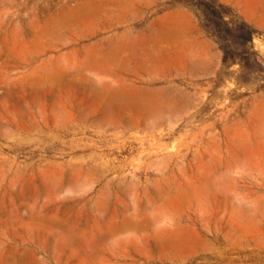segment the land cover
Wrapping results in <instances>:
<instances>
[{
  "label": "rangeland",
  "instance_id": "1",
  "mask_svg": "<svg viewBox=\"0 0 264 264\" xmlns=\"http://www.w3.org/2000/svg\"><path fill=\"white\" fill-rule=\"evenodd\" d=\"M215 1L0 0V264H264V0Z\"/></svg>",
  "mask_w": 264,
  "mask_h": 264
},
{
  "label": "trees",
  "instance_id": "2",
  "mask_svg": "<svg viewBox=\"0 0 264 264\" xmlns=\"http://www.w3.org/2000/svg\"><path fill=\"white\" fill-rule=\"evenodd\" d=\"M201 2L203 7H201L200 9L201 14L197 13V16L201 19V21H203V24L204 22H208V20L210 19L209 13L214 12V18L212 17V19H214L215 27H220L221 24L224 23L222 19L224 14V7L221 4L217 3L215 0H201ZM212 19H210V21H212ZM237 26L243 33H247L248 27L243 22L238 23Z\"/></svg>",
  "mask_w": 264,
  "mask_h": 264
},
{
  "label": "bare ground",
  "instance_id": "3",
  "mask_svg": "<svg viewBox=\"0 0 264 264\" xmlns=\"http://www.w3.org/2000/svg\"><path fill=\"white\" fill-rule=\"evenodd\" d=\"M90 1V0H89ZM82 2V1H81ZM109 6V5H108ZM131 6L132 5H130V8H131ZM106 7V6H105ZM120 7V6H119ZM88 8H90V5H79V6H77L74 10H71V11H68L70 14H74V13H80L82 10L83 11H86ZM117 9H118V7H117ZM60 10V9H59ZM102 12V11H101ZM173 15V14H172ZM93 18H96V20L97 19H101L102 18V16H95V15H93L92 16ZM159 17V16H158ZM161 17V16H160ZM166 18H167V16H166ZM165 19V18H164ZM167 21H168V19H166ZM170 20V19H169ZM53 21H54V19H53ZM86 21V20H85ZM181 21V20H180ZM165 22V21H164ZM88 23V22H87ZM183 23V22H182ZM89 24V23H88ZM91 24V23H90ZM81 25H83L82 23H81ZM86 25V24H85ZM43 25H41V27H42ZM88 26V25H87ZM40 27V28H41ZM155 27V26H154ZM89 28V27H88ZM92 28V27H91ZM105 28V26H102V27H100L98 30H101V29H104ZM44 30H45V28H43ZM42 30V29H41ZM72 31V30H71ZM36 32V31H35ZM140 32V31H139ZM139 32H138V34H139ZM141 33V32H140ZM143 33H145V32H143ZM34 35H35V33H33ZM142 34V33H141ZM36 35H38V34H36ZM45 35V34H44ZM137 35V34H136ZM75 36V35H74ZM136 37V36H135ZM94 38V37H93ZM39 39H40V37H39ZM41 40V39H40ZM133 40H134V38H133ZM35 41V40H34ZM139 41V40H138ZM121 47H124V45H120L119 46V48L120 49H123V48H121ZM90 55H92V54H90ZM147 55V54H146ZM149 55V54H148ZM148 57V56H147ZM93 59H95L94 57H93ZM160 59V58H159ZM96 60V59H95ZM134 60V59H133ZM154 60V59H153ZM132 61V60H131ZM83 62H85V61H83ZM96 62H97V60H96ZM153 62V61H152ZM156 62V61H155ZM157 63V62H156ZM93 64V63H92ZM101 64V63H100ZM147 64V63H146ZM77 65V64H76ZM106 65V64H105ZM155 65V64H154ZM78 66V65H77ZM93 66H94V64H93ZM97 65H95V67H96ZM136 66H137V64H136ZM98 67H100L99 66V64H98ZM139 67V66H138ZM143 67V66H142ZM154 67V66H153ZM77 68V67H76ZM94 68V67H93ZM97 68V67H96ZM102 68V67H101ZM100 68V69H101ZM136 69V68H135ZM142 69H145L144 67L142 68ZM146 69H147V67H146ZM153 69V68H152ZM60 71V70H59ZM133 71H134V69H133ZM79 72V71H78ZM98 72V71H97ZM152 73V72H151ZM153 73H155V72H153ZM102 74V73H101ZM148 74V73H147ZM150 74V73H149ZM123 75V74H122ZM103 86H104V84H102ZM125 88V87H124ZM127 89V88H126ZM135 90V89H134ZM137 90V89H136ZM126 91V90H125ZM132 92H134V91H132ZM130 93H131V91H130ZM167 104V103H166ZM194 104V103H193Z\"/></svg>",
  "mask_w": 264,
  "mask_h": 264
}]
</instances>
